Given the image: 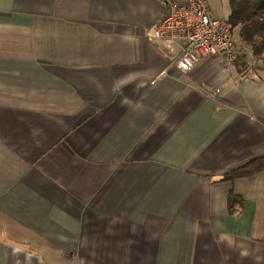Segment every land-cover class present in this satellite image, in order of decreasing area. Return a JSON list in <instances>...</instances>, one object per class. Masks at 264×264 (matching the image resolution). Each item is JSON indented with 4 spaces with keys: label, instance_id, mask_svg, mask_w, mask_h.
<instances>
[{
    "label": "crops",
    "instance_id": "crops-1",
    "mask_svg": "<svg viewBox=\"0 0 264 264\" xmlns=\"http://www.w3.org/2000/svg\"><path fill=\"white\" fill-rule=\"evenodd\" d=\"M166 10L0 0V264H264V56L184 73Z\"/></svg>",
    "mask_w": 264,
    "mask_h": 264
},
{
    "label": "built area",
    "instance_id": "built-area-1",
    "mask_svg": "<svg viewBox=\"0 0 264 264\" xmlns=\"http://www.w3.org/2000/svg\"><path fill=\"white\" fill-rule=\"evenodd\" d=\"M164 16L148 34L150 41H160L166 50L172 51L178 41L184 42L177 67L190 72L203 58H216L226 70L242 59L244 54L237 46L233 31L227 22L213 17L207 0H166ZM246 68L255 65L254 52L245 54ZM220 88L215 89L219 93Z\"/></svg>",
    "mask_w": 264,
    "mask_h": 264
},
{
    "label": "trees",
    "instance_id": "trees-1",
    "mask_svg": "<svg viewBox=\"0 0 264 264\" xmlns=\"http://www.w3.org/2000/svg\"><path fill=\"white\" fill-rule=\"evenodd\" d=\"M229 3L231 14L228 24L232 31L240 29L241 39L252 49L254 55L264 56V0H230ZM258 169V165L243 167L229 173L225 180L251 176ZM233 199V196L229 197L231 202Z\"/></svg>",
    "mask_w": 264,
    "mask_h": 264
},
{
    "label": "rangeland",
    "instance_id": "rangeland-1",
    "mask_svg": "<svg viewBox=\"0 0 264 264\" xmlns=\"http://www.w3.org/2000/svg\"><path fill=\"white\" fill-rule=\"evenodd\" d=\"M209 4H210V8H212L211 10L213 11L214 9L216 10H222L225 11L224 8H228L229 7V0H208ZM227 17V16H225ZM225 19V18H223ZM238 45V44H237ZM246 58V56H245ZM243 67H246L244 65V63L242 64ZM255 67V65H254ZM254 67L249 68L250 70L254 69Z\"/></svg>",
    "mask_w": 264,
    "mask_h": 264
}]
</instances>
